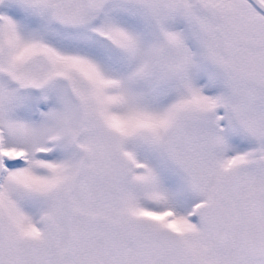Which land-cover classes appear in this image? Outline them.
<instances>
[{
	"label": "snow or ice",
	"instance_id": "obj_1",
	"mask_svg": "<svg viewBox=\"0 0 264 264\" xmlns=\"http://www.w3.org/2000/svg\"><path fill=\"white\" fill-rule=\"evenodd\" d=\"M0 264H264V0H0Z\"/></svg>",
	"mask_w": 264,
	"mask_h": 264
}]
</instances>
